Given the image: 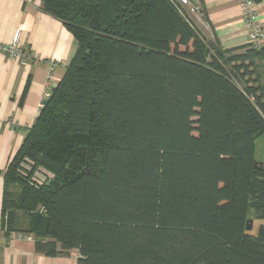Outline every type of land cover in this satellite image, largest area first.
<instances>
[{
  "label": "trees",
  "instance_id": "trees-1",
  "mask_svg": "<svg viewBox=\"0 0 264 264\" xmlns=\"http://www.w3.org/2000/svg\"><path fill=\"white\" fill-rule=\"evenodd\" d=\"M40 1L77 49L3 174L2 229L79 264H264V46L222 49L175 0Z\"/></svg>",
  "mask_w": 264,
  "mask_h": 264
},
{
  "label": "crops",
  "instance_id": "crops-1",
  "mask_svg": "<svg viewBox=\"0 0 264 264\" xmlns=\"http://www.w3.org/2000/svg\"><path fill=\"white\" fill-rule=\"evenodd\" d=\"M193 16L207 41L224 50L250 45L239 0H202ZM264 26V0L257 6ZM26 64L0 53V264H79V252L48 256L36 250L33 235L2 229L4 172L21 148L41 109L51 73L52 87L62 79L77 42L67 27L41 10L40 0H0V45H10L17 30ZM35 55L38 60H30Z\"/></svg>",
  "mask_w": 264,
  "mask_h": 264
},
{
  "label": "built area",
  "instance_id": "built-area-1",
  "mask_svg": "<svg viewBox=\"0 0 264 264\" xmlns=\"http://www.w3.org/2000/svg\"><path fill=\"white\" fill-rule=\"evenodd\" d=\"M178 4L180 12L183 15H188L189 17L201 15V6L199 0H175ZM240 7L245 18L246 29L250 44L255 46L256 48H260L264 46V26L262 25L257 6L258 1L256 0H239ZM21 37L20 29L17 30L13 37V42L10 45H0V53L5 54L13 59L19 60L22 64H26V54L23 49L19 46V41ZM30 60H38V57L35 55H30ZM56 64L51 62V73L48 79L47 90L43 96V101L50 96V89L52 86L53 76L52 73L54 71ZM43 101L41 103V107L43 105ZM1 111V108H0Z\"/></svg>",
  "mask_w": 264,
  "mask_h": 264
},
{
  "label": "rangeland",
  "instance_id": "rangeland-1",
  "mask_svg": "<svg viewBox=\"0 0 264 264\" xmlns=\"http://www.w3.org/2000/svg\"><path fill=\"white\" fill-rule=\"evenodd\" d=\"M192 19L195 21L196 18L195 17H192ZM255 157H256V163H258V167L256 168H261L260 167V163L263 164V167H264V135L262 137H260L257 142H256V151H255ZM39 173L40 174H43V171L42 170H39ZM38 178H40L39 175H37ZM43 180V178H42ZM257 214L252 212L249 217H248V220L251 221V230L252 232L256 233L259 229V226L261 225L260 221L258 220L257 218ZM247 220V221H248Z\"/></svg>",
  "mask_w": 264,
  "mask_h": 264
},
{
  "label": "water",
  "instance_id": "water-1",
  "mask_svg": "<svg viewBox=\"0 0 264 264\" xmlns=\"http://www.w3.org/2000/svg\"><path fill=\"white\" fill-rule=\"evenodd\" d=\"M255 167H258V163H255ZM260 167H261L262 169L264 168L262 163H260ZM250 224H251V221L248 220V221H247V230H248V231L251 230V226H250Z\"/></svg>",
  "mask_w": 264,
  "mask_h": 264
}]
</instances>
